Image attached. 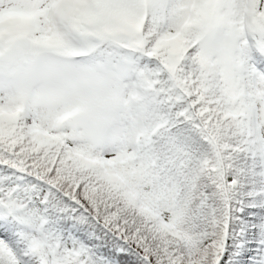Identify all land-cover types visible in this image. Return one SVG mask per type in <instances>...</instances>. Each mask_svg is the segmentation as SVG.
<instances>
[{
  "label": "snow or ice",
  "instance_id": "1",
  "mask_svg": "<svg viewBox=\"0 0 264 264\" xmlns=\"http://www.w3.org/2000/svg\"><path fill=\"white\" fill-rule=\"evenodd\" d=\"M0 264H264V0H0Z\"/></svg>",
  "mask_w": 264,
  "mask_h": 264
}]
</instances>
